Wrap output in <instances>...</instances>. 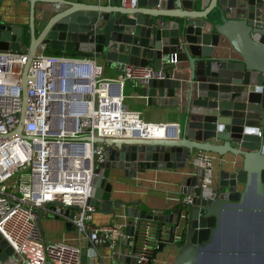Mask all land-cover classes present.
I'll list each match as a JSON object with an SVG mask.
<instances>
[{
    "label": "water",
    "instance_id": "water-1",
    "mask_svg": "<svg viewBox=\"0 0 264 264\" xmlns=\"http://www.w3.org/2000/svg\"><path fill=\"white\" fill-rule=\"evenodd\" d=\"M118 1L104 5L28 0V31L0 18V52H21L26 57L20 118L7 137L22 136L27 71L40 46L154 68L175 56L184 63L181 77L151 79L142 94L150 106L157 103L175 110L179 134L176 125L166 124L165 137L142 138L134 131L130 137L81 138L104 145V159L93 169L88 203L105 214L122 209L125 220L175 223L177 208L169 214H148L134 206L138 201L113 198L110 171L120 169L135 178L146 169L183 168L193 151L219 157L230 153L238 160H231L229 168H219L213 199H200L199 168L188 178L195 196L184 241L172 264L264 260V0H137L135 7H122ZM111 83L119 94V81ZM76 210L55 201L36 208L41 235L45 212L64 216L70 229ZM224 228L231 229L229 237ZM133 230L126 225L125 235L131 237ZM102 239L109 245L102 237L92 243ZM123 259L136 264L133 256ZM16 261L0 236V264Z\"/></svg>",
    "mask_w": 264,
    "mask_h": 264
},
{
    "label": "built area",
    "instance_id": "built-area-1",
    "mask_svg": "<svg viewBox=\"0 0 264 264\" xmlns=\"http://www.w3.org/2000/svg\"><path fill=\"white\" fill-rule=\"evenodd\" d=\"M122 7H135L137 0H119ZM38 50L30 59L26 84L27 104L22 136L7 135L19 122L22 109L21 52H0V236L21 264H82V249L63 241L46 242L36 223L35 209L47 201L75 207L72 224L77 238L92 242L97 237L116 244L130 238L128 255L136 264H152L164 247L179 243L186 230L187 216L195 193L193 188L178 202L175 223L152 219H130L131 237L115 223L96 225V207L88 203L91 177L104 159V145L86 136L142 138L165 137L166 124L146 122L139 111L126 106L121 86L127 81L146 85L151 79L172 77L164 66H174L176 57L151 65H126L117 79L102 77L104 66L94 56L72 58ZM120 83V93H114ZM161 132L155 133V130ZM190 164L201 170L197 187L200 199H213V153L196 151ZM53 214V212H48ZM56 214V213H54ZM128 220V219H126Z\"/></svg>",
    "mask_w": 264,
    "mask_h": 264
},
{
    "label": "crops",
    "instance_id": "crops-1",
    "mask_svg": "<svg viewBox=\"0 0 264 264\" xmlns=\"http://www.w3.org/2000/svg\"><path fill=\"white\" fill-rule=\"evenodd\" d=\"M72 1L85 4L100 2L104 5H113L109 0ZM118 4H120L119 1ZM0 13V18L6 23L21 26L23 30L28 31V0H1ZM40 49H42L41 46L39 47V50ZM43 51H49L54 54L50 46H44ZM61 54L68 55L72 58H81L84 56L74 51H63ZM95 58L99 63H102L103 66L106 67L104 77L109 79L119 78L122 75L125 66L128 65L113 62L109 63L104 60L102 56H97ZM183 66L184 63L177 61L174 66L171 67V65H166L164 66V69L166 71H171L173 78H180L183 74ZM143 86L144 85H140L135 81H127L121 86V93L125 96V99L132 100L129 103H125L126 106H140L137 111L141 112V117L148 123H178L173 108H160L157 103L155 106L147 104V99L142 94ZM114 88V93H117L119 90L118 87L115 86ZM195 153L196 151H193L191 156ZM236 159L238 160V157H235L230 153H226L222 157L213 153L215 175L214 186L216 185L217 174L221 165L223 168H229V162ZM195 174L196 168L192 166L189 161L183 168L146 169L144 172H138L135 178L126 177L123 170H111L109 178L112 183V197L121 199L126 203L138 201L139 203L134 206L142 210H147L148 214L160 212L162 214H169L173 209L178 207L180 198L192 189L190 184H187L186 182L189 177H192ZM129 220L130 219L125 220L122 209L119 208L114 214L100 212H95L93 214V222L96 225L115 223L119 226V229L123 234H125V226L129 224ZM65 223L66 218L64 216L59 215L56 217V214L54 213L51 214L45 212L41 218V228L43 232L42 238L44 241H63L81 247L82 264H130L123 259V256H129L130 239L127 237H120L113 246H110V244L108 245L103 239L99 240L96 244H93L86 238L78 239V233L74 226L72 225L70 229H67ZM179 248V243L164 247L157 253L156 260L152 264H172ZM226 261H229V264H239L237 261L232 262L230 258ZM14 264L21 263L16 261ZM240 264H264V260L249 258L243 260Z\"/></svg>",
    "mask_w": 264,
    "mask_h": 264
},
{
    "label": "rangeland",
    "instance_id": "rangeland-1",
    "mask_svg": "<svg viewBox=\"0 0 264 264\" xmlns=\"http://www.w3.org/2000/svg\"><path fill=\"white\" fill-rule=\"evenodd\" d=\"M45 52H47V53H50L49 51H45ZM105 69H106V67L104 66V70H103V73H102V77H104V71H105ZM130 101H132V100H129V99H125V103H129ZM128 108H131V109H133V110H136L137 111V109H139L140 108V106H131V107H128ZM141 113V112H140ZM224 235H225V237H229L230 236V234H231V229L230 228H224ZM204 260L205 259H203V260H201L200 261V264H204L205 262H204Z\"/></svg>",
    "mask_w": 264,
    "mask_h": 264
},
{
    "label": "trees",
    "instance_id": "trees-1",
    "mask_svg": "<svg viewBox=\"0 0 264 264\" xmlns=\"http://www.w3.org/2000/svg\"><path fill=\"white\" fill-rule=\"evenodd\" d=\"M53 52H54V54H61V53H62V52L54 51V50H53ZM183 241H184V239H182V240L179 242V244L181 245V244L183 243Z\"/></svg>",
    "mask_w": 264,
    "mask_h": 264
},
{
    "label": "bare ground",
    "instance_id": "bare-ground-1",
    "mask_svg": "<svg viewBox=\"0 0 264 264\" xmlns=\"http://www.w3.org/2000/svg\"><path fill=\"white\" fill-rule=\"evenodd\" d=\"M154 132L159 134L161 132V129L155 130Z\"/></svg>",
    "mask_w": 264,
    "mask_h": 264
}]
</instances>
